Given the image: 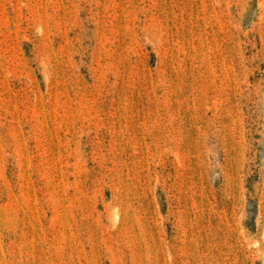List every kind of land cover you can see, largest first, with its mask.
<instances>
[{"label": "rangeland", "instance_id": "rangeland-1", "mask_svg": "<svg viewBox=\"0 0 264 264\" xmlns=\"http://www.w3.org/2000/svg\"><path fill=\"white\" fill-rule=\"evenodd\" d=\"M0 264H264V0H0Z\"/></svg>", "mask_w": 264, "mask_h": 264}]
</instances>
